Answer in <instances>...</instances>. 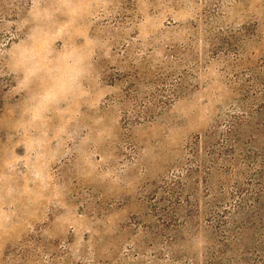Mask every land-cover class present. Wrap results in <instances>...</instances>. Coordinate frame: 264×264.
<instances>
[{
	"label": "rangeland",
	"instance_id": "rangeland-1",
	"mask_svg": "<svg viewBox=\"0 0 264 264\" xmlns=\"http://www.w3.org/2000/svg\"><path fill=\"white\" fill-rule=\"evenodd\" d=\"M0 264H264V0H0Z\"/></svg>",
	"mask_w": 264,
	"mask_h": 264
}]
</instances>
